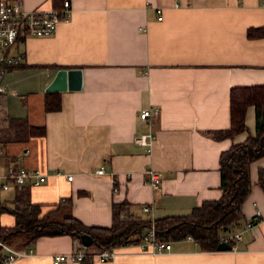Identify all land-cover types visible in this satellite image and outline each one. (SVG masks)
Returning <instances> with one entry per match:
<instances>
[{
  "label": "crops",
  "instance_id": "1",
  "mask_svg": "<svg viewBox=\"0 0 264 264\" xmlns=\"http://www.w3.org/2000/svg\"><path fill=\"white\" fill-rule=\"evenodd\" d=\"M69 1L68 22L49 35H19L7 48L21 58L2 77L0 173L9 166L39 168L45 180L0 187V205L12 207L24 190L43 210L68 205L85 225L108 227L113 203L127 201L131 212L153 220L218 199L219 154L255 134V106H247L242 131L217 139L205 131L229 128L232 86L264 84V34L247 35L249 28H264V0ZM22 3L49 9L62 0ZM62 70L74 72L62 76ZM55 79V89H48ZM48 92L58 95L59 108L45 109ZM150 106L158 114L141 119V109ZM148 131L149 146L135 141ZM99 167L104 173H96ZM262 167L264 155L250 162L241 218L218 231L222 240L230 237V249H203L186 235L162 252L117 245L113 259L94 264H264ZM148 168L160 176L157 188L146 182ZM256 208L259 221L234 240ZM14 223L12 213L0 211V228ZM75 240L40 235L19 246L32 254L9 264H53L52 255L71 252Z\"/></svg>",
  "mask_w": 264,
  "mask_h": 264
},
{
  "label": "trees",
  "instance_id": "2",
  "mask_svg": "<svg viewBox=\"0 0 264 264\" xmlns=\"http://www.w3.org/2000/svg\"><path fill=\"white\" fill-rule=\"evenodd\" d=\"M256 34H264V28L247 30L248 36ZM229 99V128L207 130L205 133L217 139L242 131L245 128L246 108L253 104L256 110L255 134L249 135L243 142L232 144L219 154V187L222 192L218 199L205 200L187 214L153 219L155 233L161 239L177 240L190 235L201 248L215 249L222 240L218 231L227 229L241 218V204L251 188L249 164L264 155V125L259 123L264 107V84L232 86ZM44 105L46 110L59 108L58 95L46 93ZM30 130L33 133L43 131L42 128L33 127ZM257 183L264 191V167L258 170ZM0 211H9L14 215V225L1 227L0 238L15 247L27 245L40 235L66 233L77 239L81 234L88 233L92 243L86 246L87 250L99 251L104 247L137 243L150 223L149 218L131 212L129 202L121 201L111 206L110 226L85 225L71 215L68 205L43 210L41 205L30 202L24 190L17 193L12 207L0 205Z\"/></svg>",
  "mask_w": 264,
  "mask_h": 264
},
{
  "label": "built area",
  "instance_id": "3",
  "mask_svg": "<svg viewBox=\"0 0 264 264\" xmlns=\"http://www.w3.org/2000/svg\"><path fill=\"white\" fill-rule=\"evenodd\" d=\"M156 19L161 20L162 10L156 7ZM72 8L69 0H62L58 7L42 9L39 7L26 8L23 6L22 0H0V92L5 90L2 83V77L5 69L16 64L21 56L11 55L7 53V48L11 46L19 35L45 36L52 34L60 23H66L70 20ZM159 109L150 106L141 109L139 116L146 119L152 114H158ZM153 134L151 131L141 133L135 137L137 143L149 146ZM96 173H104V168L99 167ZM147 176L146 182L153 188H157L160 181L159 174L148 168L145 170ZM0 177L5 178V182L1 184V188L7 189L11 184L33 183L37 184L45 180V173L39 168H14L9 166L4 174L0 173ZM71 175L67 174V178L71 179ZM143 211H149L150 206L144 205ZM260 219V211L255 209L252 217L248 218L242 228L237 230L231 236L234 240L241 238L242 232L251 228ZM189 237V236H188ZM230 238V237H228ZM227 237L224 240L228 239ZM142 253L162 252L170 249L171 240L161 239L155 233L153 220H150L149 226L142 233L140 240L135 243ZM117 246H109L99 251H89L86 246L82 245L77 238L74 247L68 253H54L52 255V263L60 264L68 259H72L83 264H94L95 261H108L115 257ZM0 264H9L18 258L32 254V248H21L12 246L0 238Z\"/></svg>",
  "mask_w": 264,
  "mask_h": 264
},
{
  "label": "water",
  "instance_id": "4",
  "mask_svg": "<svg viewBox=\"0 0 264 264\" xmlns=\"http://www.w3.org/2000/svg\"><path fill=\"white\" fill-rule=\"evenodd\" d=\"M66 72H67L68 76H70V74H71L72 72H74V70H68V71H66V70H62V71H60V74L63 76ZM58 76H59V73H58ZM58 76L56 77V79L58 78ZM64 76H65V75H64ZM56 79H55L54 82H52V83L49 85L48 89H55V87H56V85H57V84H56ZM259 123H260L261 125H264V107H262L261 117H260V119H259ZM79 240H80L81 244L84 245V246H88V245H90V244L92 243V237H91L88 233H83V234H81L80 237H79ZM216 248L219 249V250H225V249H230V248H231V245H230L227 241H225V240H221V241L216 245Z\"/></svg>",
  "mask_w": 264,
  "mask_h": 264
}]
</instances>
